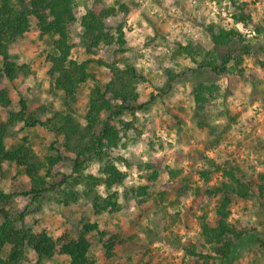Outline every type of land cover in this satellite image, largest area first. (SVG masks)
<instances>
[{
  "label": "trees",
  "instance_id": "16d2710c",
  "mask_svg": "<svg viewBox=\"0 0 264 264\" xmlns=\"http://www.w3.org/2000/svg\"><path fill=\"white\" fill-rule=\"evenodd\" d=\"M229 2L234 24L251 28L252 17L247 3ZM74 3L75 0H0V80L12 81L25 72V66L10 59L9 46L29 32L30 19H35L38 38L49 47L46 61L52 86L63 95L62 110H54L51 106L42 108L36 117L20 100L19 110L9 111L7 120L0 121V177L10 175L11 178L7 190L0 188V264H23L27 252L34 256L32 264H43L54 258H62L66 264H94L93 243L101 244L107 257L112 256L117 244L124 243L115 234L103 242L105 232L88 217L79 220L76 231L66 229L58 234L27 227L25 218L37 214L40 202L46 197L63 207L85 202L96 216L118 212L117 201L121 195L135 198L138 203L149 197L147 186H122L127 173L120 167L134 165L132 160L121 156L127 145V133L136 130L137 111L146 108L156 96L150 95L145 103H139V87L145 77L135 67L121 69L115 64L107 65L101 59L87 58L95 55L94 49L101 43L109 44L113 40L118 42L119 51H123L125 35L121 25L116 34L111 35L105 20L119 12L129 14L131 2H120L115 6L93 2L85 7L79 22L86 56L83 60L71 56L70 31L78 15ZM201 29L207 37V47L203 42L186 39L176 43L173 58H187L195 67L191 70L193 74H202V78L193 80L190 97L194 104V125L206 132L208 148H211L225 141L230 127L229 124L221 127L215 121L225 118L233 123L236 119L227 106L220 103L227 99L232 87L243 80L242 65L246 57L264 68V44L258 41L262 31L256 27L251 28L256 36H247L234 27L227 29L214 22H202ZM147 45L151 46L150 43ZM95 66L108 67L107 82L96 78L92 72ZM163 72L165 81L161 95H167L180 75L170 68ZM219 78L227 84L225 88L217 84ZM84 84H89V92L81 122L75 115V106L79 102L80 86ZM10 106L11 100L3 89L0 107L7 109ZM126 116L131 118L124 119ZM17 124L22 125L21 129L43 128L52 133L56 140L48 151L53 153L39 157L28 136L8 145L10 129ZM259 149L264 150V141ZM183 158L179 155L177 161L181 162ZM160 163L158 160L155 164H139V170L148 171L144 177L147 182L156 181ZM93 164L98 169L90 173L88 170ZM165 170L170 180L178 177V171L170 167ZM213 174H219L221 181L209 186ZM197 175L202 187L193 188L195 195L203 193L215 197L217 202L212 222L201 217L198 238L182 246L187 259L185 264H233L242 248L250 244L264 248V240L257 236L255 227L228 222L233 203L251 196L256 197L258 210L264 212V171L257 174L258 181L248 180L241 165L229 160L215 163L209 159L197 170ZM190 185L182 179L166 187H172L178 199L193 187ZM115 186H121V190L105 197L98 194L100 187L109 191ZM163 194H158V203ZM16 197L28 199V204L22 213L14 216L10 204ZM175 217L178 218V214Z\"/></svg>",
  "mask_w": 264,
  "mask_h": 264
},
{
  "label": "rangeland",
  "instance_id": "374dc122",
  "mask_svg": "<svg viewBox=\"0 0 264 264\" xmlns=\"http://www.w3.org/2000/svg\"><path fill=\"white\" fill-rule=\"evenodd\" d=\"M240 1L247 3L252 17L251 28L262 31L258 41L264 44V0ZM93 2L103 6L131 2L129 14L119 12L105 20L111 35H115L117 27L121 25L125 35L123 51H119L118 42L113 40L109 44L101 43L94 49L95 55L87 58L101 59L107 65L115 64L121 69L135 67L145 77V82L139 87V103H145L150 95L156 96L146 108L137 111L134 122L136 130L127 133V145L121 156L132 160L134 165L130 168L120 167L127 173L122 186H147L149 197L138 203L135 198L121 195L117 201L120 206L118 212L99 216L94 215L85 202L63 207L51 197H46L40 202L39 212L25 218V225L34 231L46 229L58 234L66 229L76 231L79 220L88 217L105 232L103 242H107L114 234L124 240V243L115 246L111 257L105 255L101 244L93 243L91 255L94 264H185L187 259L182 246L198 238L201 217H205L208 223L212 222L217 202L215 197L203 193L195 195L193 188L202 187L197 170L210 159L215 163L229 160L241 165L248 180L258 181L257 174L264 171V150L259 149L260 143L264 141V68L253 59L245 58L242 65L243 80H239L227 99L220 103L226 105L236 119L233 123L225 118L215 121L221 127L227 124L230 127L221 145L208 148L209 137L206 132L194 125V104L190 97L193 80L202 78V74H193L191 70L195 67L187 58H173V50L176 43L186 39L203 42L207 47V37L201 29L202 22L219 23L227 29L234 27L247 36L256 35L251 28L234 24L229 0H75L74 8L78 15L70 38L73 46L71 56L76 60L86 58L79 22L85 7ZM48 49L45 42L38 38L35 19H30L29 32L9 46L10 59L19 66H25L26 70L12 81L0 80V91L5 89L11 100L9 108L0 107V121L7 120L9 111L19 110L20 100L24 101L28 112L36 117L42 108L51 106L54 110L63 109L62 92L53 88L48 74ZM166 68L172 69L180 77L167 95H161L165 81L163 71ZM92 72L103 82H107L110 76L106 66H95ZM217 84L223 88L227 86L220 78ZM88 92L89 84L80 86L75 115L81 122ZM130 118L124 117L127 120ZM21 126L17 124L10 129L8 145L28 136L39 157L53 153L48 151V147L56 140L52 133L43 128L21 129ZM179 155L184 156L181 162L177 161ZM158 160L161 161L158 178L154 182H147L144 177L148 171L139 170L138 166L155 164ZM165 167L178 171V177L170 180ZM97 169L98 166L93 164L88 172L94 173ZM182 179H186L193 187L185 196L177 199L172 187L166 186H172ZM10 180V175L0 177V188L7 190ZM220 181V175L213 174L208 185ZM120 190L121 186L109 191L100 187L98 194L105 197ZM161 193H164L163 199L158 203V194ZM27 204L28 199L16 197L10 204L11 214L19 215ZM175 214H178V218ZM228 222L253 226L258 230L257 236L264 240V212L258 210L255 196L234 202ZM33 260L34 256L27 252L23 264H32ZM43 264H66V261L54 258L43 261ZM233 264H264V248L252 244L242 248Z\"/></svg>",
  "mask_w": 264,
  "mask_h": 264
}]
</instances>
